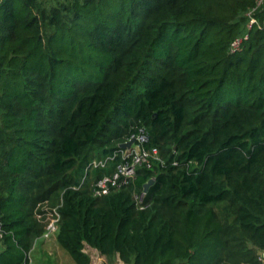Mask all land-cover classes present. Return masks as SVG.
<instances>
[{
    "label": "trees",
    "instance_id": "obj_1",
    "mask_svg": "<svg viewBox=\"0 0 264 264\" xmlns=\"http://www.w3.org/2000/svg\"><path fill=\"white\" fill-rule=\"evenodd\" d=\"M140 130L160 161L94 195L117 156L79 187ZM54 211L75 264L86 245L107 264H262L264 0H0V264H28Z\"/></svg>",
    "mask_w": 264,
    "mask_h": 264
},
{
    "label": "built area",
    "instance_id": "obj_2",
    "mask_svg": "<svg viewBox=\"0 0 264 264\" xmlns=\"http://www.w3.org/2000/svg\"><path fill=\"white\" fill-rule=\"evenodd\" d=\"M249 28L252 25L258 24V21L255 17H249ZM248 39V35H245L243 38L238 37L235 38L230 44V53L234 54L240 52L244 41ZM134 140L129 148H121L119 146L120 151L115 153L112 156H108L104 159H93L90 163L87 164L85 169V173L90 172L91 169H98V168H105L109 162L115 160L117 156L120 157L121 162L117 163L116 169L113 174L106 175L101 179H98L94 183V195L104 196L109 194L114 189H120L132 183L136 179V171L141 166H146L147 168L151 167L150 161H160L158 157V151L156 148H152L150 150L145 149L144 144L147 142V136L145 132L140 130V132L135 135L131 136L126 142V144L130 141ZM86 176L83 177L79 187L84 183ZM78 188V187H77ZM145 194L143 191L142 193L135 195L136 206L139 209L144 208V197ZM55 218H57L56 222H52L48 224L46 228V233L43 235V238H48L49 233L51 231L57 230V222H58V213L54 211ZM54 218V219H55ZM3 238V230L2 225L0 223V241ZM258 260L264 264V250L259 253ZM30 263V261H29ZM28 263V264H29Z\"/></svg>",
    "mask_w": 264,
    "mask_h": 264
},
{
    "label": "rangeland",
    "instance_id": "obj_3",
    "mask_svg": "<svg viewBox=\"0 0 264 264\" xmlns=\"http://www.w3.org/2000/svg\"><path fill=\"white\" fill-rule=\"evenodd\" d=\"M89 183L93 182L92 177L88 179ZM53 217L49 222H56L57 218ZM84 251L89 255L91 264H107L108 260L100 255L96 250L85 246ZM29 264H75L68 253L56 242L55 231L49 233L48 238L40 239L35 245ZM109 264H123L114 257Z\"/></svg>",
    "mask_w": 264,
    "mask_h": 264
},
{
    "label": "water",
    "instance_id": "obj_4",
    "mask_svg": "<svg viewBox=\"0 0 264 264\" xmlns=\"http://www.w3.org/2000/svg\"><path fill=\"white\" fill-rule=\"evenodd\" d=\"M134 142V140L126 143V144H122L121 148H129L131 146V144ZM153 179H150L144 186H143V192L147 193L148 188L153 184Z\"/></svg>",
    "mask_w": 264,
    "mask_h": 264
},
{
    "label": "clouds",
    "instance_id": "obj_5",
    "mask_svg": "<svg viewBox=\"0 0 264 264\" xmlns=\"http://www.w3.org/2000/svg\"><path fill=\"white\" fill-rule=\"evenodd\" d=\"M121 145H122V144H121ZM108 156H110V155H108ZM108 156L101 157V158H93V159H104V158H106V157H108ZM93 159H92V160H93ZM92 160H91V161H92ZM91 161H90V162H91ZM90 162H89V163H90ZM109 163H111V162H109ZM109 163H108V164H109ZM86 167H87V166H86ZM106 167H107V166H106ZM106 167H105V168H106ZM105 168H103V169H105ZM85 169H86V168H85ZM85 169H84V176L87 177V175H88L93 169H91L90 172L87 173V175H86V173H85ZM84 176H83V177H84ZM104 176H106V175H104ZM104 176H103V177H104ZM83 177H82V179H83ZM82 179H81V181H82ZM81 181H80V183H81ZM85 182H86V178H85L84 183H85ZM79 185H80V184H79ZM82 185H83V184H82ZM82 185H81V186H82ZM75 188H77V187H75Z\"/></svg>",
    "mask_w": 264,
    "mask_h": 264
}]
</instances>
